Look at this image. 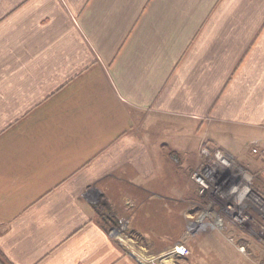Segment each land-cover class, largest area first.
<instances>
[{
    "label": "crops",
    "instance_id": "crops-1",
    "mask_svg": "<svg viewBox=\"0 0 264 264\" xmlns=\"http://www.w3.org/2000/svg\"><path fill=\"white\" fill-rule=\"evenodd\" d=\"M263 29L264 0H0V264H151L180 240L186 264H264L235 222L238 244L188 237L169 184L172 144L216 133L254 145L261 184Z\"/></svg>",
    "mask_w": 264,
    "mask_h": 264
},
{
    "label": "rangeland",
    "instance_id": "rangeland-1",
    "mask_svg": "<svg viewBox=\"0 0 264 264\" xmlns=\"http://www.w3.org/2000/svg\"><path fill=\"white\" fill-rule=\"evenodd\" d=\"M257 35H258V37L255 40L264 39V29L262 31H259L257 33ZM212 135H213V133H212ZM215 135H216L217 139H221L223 141V143H222V141L216 142V141H209L207 139H204L203 141H197V139L194 140L193 137L186 136V139H185L186 143L183 144L181 141V143L176 144V142H175L172 144L174 146L170 147V150H173L172 152H174V154L170 155V160H169L170 167H172V169L170 171L173 172V173H171L172 175L170 176L169 184L174 185V186L179 185L180 189L182 187L184 188V197L182 199H184V201H185V206H182V208H184L183 219L185 221V227L188 224V227H187L188 237H190L189 235L196 237V235L198 236V234H200V233L206 234V233H210L212 231H221V232L225 233V234H223L224 236L232 238L235 241V244H238V236L234 237V235H232V234H226L227 232L230 231V228L226 227L227 222L232 221V220H234V222L238 221V222H236L239 226L238 230H240L242 228L253 229L256 233L259 232V234L262 237H264V215L259 211H255L252 207H250L248 205H245V207H247L248 209H242V207L239 205L240 203L236 202L235 199H232V194H231V192L234 190L235 186L238 185L239 181H243L242 183L244 184V189L245 188L250 189V194L252 193L251 194L252 197L250 196L251 198H247V199L250 201L252 200L254 202L258 201V202L264 204V197H262L261 193H259L257 190V187L259 185L260 186L264 185V182H263L264 178H263V180H261V184H260L259 177L257 175L255 176L257 171L254 170V172H252L249 168L247 159L245 158V163H244V161H243L244 157L242 156V154H240V152H238V151L242 150L243 147H245L250 152H254V149H256V148H253L254 145L245 144L246 141H244V139H242L240 137H236V139H232V138L227 137V136H221V135L219 136L218 133H216ZM207 141L211 142L213 146H215L216 148H220L224 152L229 153L228 151H230V152L234 153L235 155H232L231 153H229V154L233 156L236 164H234L233 167L230 168L228 171H222L221 169L217 170V175H216L217 177L219 175L225 176V173L229 174L231 172L229 174L230 176L224 177V179L226 180L225 184H226V186L229 185V188L223 191L221 198H212V202H210V198L208 196L201 194L202 192L199 190L201 188L198 189V187H196V189H197L196 194L202 201V203H200V206H196L193 203L189 204L188 200L198 199L197 196L195 198H193V196L195 194V192H194L195 191L194 190L195 185L193 184V181H194V179L196 180V175L200 171L204 170V165L207 162V161L204 162L203 157L201 155V151H203V149H202L203 144L207 143ZM177 148H179V150ZM223 148L227 149L228 151L224 150ZM181 149H183V151H180ZM176 151H179V152H176ZM180 152H183V153H180ZM236 154H238L240 156H236ZM252 159H254V158H252ZM222 160H223V158H216L215 160H213L212 163H218V164L221 163V164L225 165L222 162ZM228 163H229V165H232L234 162L232 163V161L230 162V160H229ZM229 165H225V166H229ZM181 171L182 172L184 171V173H185V180H184L185 185L182 183V180L180 178H178V177H182L181 175H179V173ZM252 173H254V175ZM208 183L209 182H207V185H208ZM192 184L194 185V188L192 187ZM188 185H190V186H188ZM226 186H222V188H224ZM262 189H260V190H262ZM205 190H206V188H205ZM169 195L173 196V199H175V200L177 199V195L175 194V192L174 193L170 192ZM238 195H241V193L238 192ZM178 199H180V196ZM250 204H251V202H250ZM230 205H231V208H229ZM207 206L210 208H212V207L216 208L219 211H217V213L210 212V210L207 209L208 208ZM180 207H181L180 205H175L174 203H170V207L168 208V214L170 216V220L171 219L174 221L180 220V216H179L180 215ZM103 213L106 214V211H104ZM177 213H179V215H177ZM218 213L223 214V215L221 217H219ZM224 213L228 214L230 219L225 218L226 216L224 215ZM112 214H113V211L109 213V218H108V216H106V217L101 216V217H104L105 219L110 220V218H113ZM240 215H241V217H240ZM236 217H237V219H236ZM218 219L221 220L219 222V225H218ZM187 220H188V223H187ZM116 221L118 224L119 231L123 232V230H124V232H126L127 230L125 231V228L129 229V225H128L129 221L126 218H122V219H119ZM244 221H248V223H246V225H244L243 224ZM196 224H197V226H196ZM127 225H128V227H127ZM212 225L214 227H212ZM193 226L194 227L196 226L195 231H194V228H192ZM202 227H203V229H202ZM230 227H232V226H230ZM132 236H134L133 239L136 242H139V243L142 242L143 237H141L140 235L136 236L133 234ZM262 239L264 241V238H262ZM183 242H186V241H182V240H180L179 242L177 241V243L172 245L171 249L165 251L164 253H161V254H158L155 256L153 255V257L152 256H150V257L146 256V258L148 260L150 259L149 261L154 262V264H156V263H159V264H186L187 259L191 260L193 258L192 254H189L187 256L178 257V256H174L170 253L172 251V249L177 244L183 243ZM193 248L195 250L197 248V246L193 245ZM0 259L2 260L1 257H0ZM4 263H5V260H4ZM151 264H153V263H151Z\"/></svg>",
    "mask_w": 264,
    "mask_h": 264
},
{
    "label": "built area",
    "instance_id": "built-area-1",
    "mask_svg": "<svg viewBox=\"0 0 264 264\" xmlns=\"http://www.w3.org/2000/svg\"><path fill=\"white\" fill-rule=\"evenodd\" d=\"M202 149H203V151H201V155L203 157V160H204V162L207 161L204 165V171L203 172L205 174L204 177L209 182V187L205 191L202 190L201 194L206 195L209 198H221L223 191L228 189L229 185L222 188L220 178L216 176L217 170L221 169L222 171H228L236 163H235L232 155H230L227 152H224L220 148H216L213 145L205 143V144H203ZM216 158H223V160H222L223 163H227L229 160L234 162V163L232 165H229V166H225L221 163L220 164L212 163L213 160H215ZM202 177L203 176H197V181L202 183L203 182ZM239 205L242 207V209H248L247 207H245V205L251 206L250 203L247 201H242ZM246 223H248V221H244L243 224L246 225ZM170 253L174 256L182 257V256H187V255L191 254V250L187 246V244L179 243L172 249V251Z\"/></svg>",
    "mask_w": 264,
    "mask_h": 264
},
{
    "label": "bare ground",
    "instance_id": "bare-ground-1",
    "mask_svg": "<svg viewBox=\"0 0 264 264\" xmlns=\"http://www.w3.org/2000/svg\"><path fill=\"white\" fill-rule=\"evenodd\" d=\"M231 162V161H230ZM233 163V162H232ZM225 165H229V163L227 162V163H224ZM231 164V163H230ZM204 170H202V171H200L197 175H196V180L194 179V181L198 184V186H199V188H201L200 189V191L202 192V190H205V188L207 189L208 188V186H209V183H208V185H207V182H208V180L204 177L205 176V174H204V172H203ZM231 173V172H230ZM237 175V174H236ZM197 176H203L202 177V183H200V182H198L197 181ZM221 175H219L218 177L220 178V181H221V185L222 186H226V180L224 179V177L225 176H230L229 174H226L225 173V176H221ZM238 177V176H237ZM243 181H239V183H238V185H236L235 186V188H234V190L232 191L235 195H237L236 197H235V201L236 202H239V203H241L242 201H246V200H248L247 198H251L252 197V193L250 194V189H244V184L242 183ZM225 184V185H224ZM238 192H240L241 193V195H238ZM251 196V197H250ZM215 201V200H214ZM211 202H212V198H211ZM251 202V206L250 207H252L255 211H259V212H261L263 215H264V204H262V203H260V202H258V201H256V202H254V201H250L249 200V203ZM208 207V206H207ZM206 208V207H205ZM229 208H231V205H230V207ZM207 209H209L210 210V212H214V213H217V211H219V210H217L216 208H210V207H208ZM231 212V211H230ZM218 215H219V217H221L223 214H219L218 213ZM224 215L226 216L225 218H229V215L228 214H226V213H224ZM233 215V214H232ZM240 217H241V215H240ZM233 218V217H232ZM210 219V218H209ZM230 219V218H229ZM236 219H237V217H236ZM221 220H219L218 219V225H219V222H220ZM232 222L234 223V220H232ZM236 222H238V221H235V223ZM206 223V222H205ZM215 225V224H214ZM204 227V226H203ZM203 227H202V229H203ZM212 227H214L213 225H212ZM216 227V226H215ZM243 227V226H242ZM197 236V235H196Z\"/></svg>",
    "mask_w": 264,
    "mask_h": 264
},
{
    "label": "trees",
    "instance_id": "trees-1",
    "mask_svg": "<svg viewBox=\"0 0 264 264\" xmlns=\"http://www.w3.org/2000/svg\"><path fill=\"white\" fill-rule=\"evenodd\" d=\"M104 211H106V209H104V207H100V208L98 209V212L100 213V215L106 217V216H107V212H106V214H104V213H103Z\"/></svg>",
    "mask_w": 264,
    "mask_h": 264
},
{
    "label": "water",
    "instance_id": "water-1",
    "mask_svg": "<svg viewBox=\"0 0 264 264\" xmlns=\"http://www.w3.org/2000/svg\"><path fill=\"white\" fill-rule=\"evenodd\" d=\"M138 257H139L142 261H144V263H146V264H149V263H150V262H148L146 259H143L141 256L138 255ZM151 263H154V262H151Z\"/></svg>",
    "mask_w": 264,
    "mask_h": 264
}]
</instances>
